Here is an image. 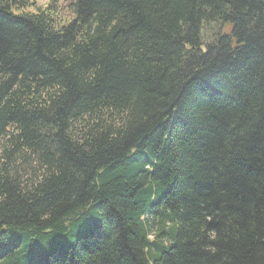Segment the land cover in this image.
Segmentation results:
<instances>
[{"label": "trees", "instance_id": "trees-1", "mask_svg": "<svg viewBox=\"0 0 264 264\" xmlns=\"http://www.w3.org/2000/svg\"><path fill=\"white\" fill-rule=\"evenodd\" d=\"M0 264H264V0H0Z\"/></svg>", "mask_w": 264, "mask_h": 264}, {"label": "rangeland", "instance_id": "rangeland-1", "mask_svg": "<svg viewBox=\"0 0 264 264\" xmlns=\"http://www.w3.org/2000/svg\"><path fill=\"white\" fill-rule=\"evenodd\" d=\"M35 1H36L37 5L45 6L50 0H35ZM61 3H62V6H63V9L60 10L61 11V15H62L63 18H68L69 14H67V10L65 9V6L63 5L64 2L62 1ZM31 9H34V8L33 7H27L26 10H31ZM209 32H210L209 30L205 32L204 38L208 39L211 36H213V34L212 33L210 34Z\"/></svg>", "mask_w": 264, "mask_h": 264}]
</instances>
